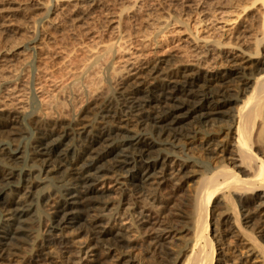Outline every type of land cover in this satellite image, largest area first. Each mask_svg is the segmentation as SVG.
<instances>
[{"label": "rangeland", "instance_id": "rangeland-1", "mask_svg": "<svg viewBox=\"0 0 264 264\" xmlns=\"http://www.w3.org/2000/svg\"><path fill=\"white\" fill-rule=\"evenodd\" d=\"M107 1L0 0V152L2 149L13 152L15 148L19 149V154L11 155L9 160H5L0 153V169L13 167L16 175L15 179H11L10 182L18 186L23 184L21 177L18 176L19 171L23 169H33L35 177L41 179L46 177L44 183H37L32 189L33 195L30 202L33 201L35 211L27 218L28 224L16 226L22 227L25 232L20 237L18 236V240L11 243L9 254L8 252L0 254V264H124L125 261H130L129 264H184L194 244L195 191L203 178V172L220 170L221 163V165L228 164L232 168L240 164L235 162L238 160L235 149L236 128L232 119L225 116L216 118L217 122L214 123L215 120L210 122V126L199 124L200 127L191 123L185 127L190 129L189 139L180 137L175 143L157 146L164 164L162 162L159 164L158 172L145 184L141 194L133 190L130 185L131 177L136 175V168L126 167L124 171L117 173L113 169L112 162L99 163L98 168L91 170L89 175L94 174L93 177H98L94 182L95 196L102 205L99 206L98 211H92L90 217H87L89 223H82L86 226H84V231L73 234L71 230L66 232L69 240H73L68 245L69 253L57 247L60 246L61 240L59 239L63 236L61 237L60 233L51 235L47 231L53 223V207L56 206V199H58L56 191L59 192L60 189L56 185L55 177L59 175L54 173L47 175L41 173V175L39 171L42 167L32 161V146L38 137L43 133L51 134L53 138L49 141L51 144L48 145L59 146L62 142L66 143L59 136L60 132L74 128L75 136H72L74 141L71 140L72 144L77 143L85 149L90 144L87 142L90 141V135L93 136L98 131L97 129L102 127L105 131L114 130L115 135L110 144L120 146L131 137H136L140 127L133 122L131 123L134 124L133 127L131 124H124V129L116 128V130V123H111L113 118H102L98 112L106 101L116 103L123 87L125 90L128 84L132 85L136 81L143 85L147 84L146 86L149 87H162L163 84L170 82V79L173 81L177 79L185 69L187 73H190V79L200 77L202 74L203 79L208 81L214 75H227L229 71L240 68L238 70L240 74L237 76L239 79L227 85L228 89L230 88L229 91L231 93L235 91L234 94H236L243 87L242 77L245 78V73H250L252 66L258 64L259 60H263L264 56L262 55L264 51H261L259 55L253 54L254 42L263 38L262 31L258 28L263 22L259 20L261 19L260 12H264V8H261L263 4L261 1L252 5L246 12L242 11L241 6L244 0ZM207 2L210 5L213 2L215 4L210 6ZM227 2L230 5L223 6V4H229ZM205 5L213 9L209 7V10ZM214 9L218 10L211 11ZM161 31L165 36H160ZM195 33L199 34V37ZM203 37L207 39L204 40ZM196 38H199V42ZM217 38L221 43L226 42L227 44L221 47L215 46L214 42L218 41ZM262 44L261 49L264 46ZM111 45L113 54H110L112 58L110 56L108 58L109 63L105 62L102 66H97L102 74V76L100 74L97 76L101 84L91 92L86 84H83L81 89L79 86L82 84L76 81L77 78L82 77L81 73L84 68L81 67L93 64L98 59L97 57L106 53ZM228 57L237 60V65L227 63ZM80 63L81 66H78ZM151 69H157L155 75L150 74ZM83 79L91 81L86 76ZM202 83L206 82H201V85ZM55 96L60 100L56 101ZM239 97L242 99L244 96ZM110 114L116 116L118 111ZM6 115L16 118L17 124L14 126L17 129L20 127L16 135H11L12 130L1 128L2 120ZM80 124L85 126L84 131L87 133H82L83 128ZM261 124H264V120H261ZM230 125L233 126L230 128ZM42 126L44 128L41 129ZM228 131L230 132L227 135ZM141 133L149 139H157L144 130ZM259 139L261 141L258 142ZM253 143L254 152L259 158H264V135L263 139L262 137L256 138ZM95 148L97 152L103 149L100 146ZM125 152L128 156L133 153L129 149ZM84 164L85 167L86 165L91 166L93 160L80 163L78 169L84 168ZM235 170L240 172L238 168ZM241 172L244 177L246 174L244 175L242 169ZM35 180L40 181L39 178ZM83 187L82 185H70L67 189L77 191V189L82 190ZM260 194L261 198L253 203L249 202L246 194L235 195L233 203H226L221 198L218 203H211L212 211L209 212L211 223L207 238L213 240L212 247L215 249L212 264H264V256L258 248L261 246V241L264 242L258 233V230L261 232L264 229L259 215L255 217V220H260L261 224L259 225L257 221L255 224L253 221V224H248V226L244 222L240 223L241 216L240 218L236 216L238 212L244 214L248 208L256 209L255 212H257L260 203L264 205V193L260 192ZM45 197L48 201L44 202ZM232 204H234L233 207ZM191 206H194L192 207L194 210ZM237 209L239 211L235 212ZM93 220H99L101 225L97 229L99 231L120 233L122 236L119 237V242L117 244L112 242L109 245L99 241L100 239L97 240L98 236L94 232H89L91 229H87ZM254 227L255 230L252 233ZM45 246L51 248L46 249ZM39 250L45 252L42 253V258L39 257L41 255Z\"/></svg>", "mask_w": 264, "mask_h": 264}, {"label": "bare ground", "instance_id": "bare-ground-1", "mask_svg": "<svg viewBox=\"0 0 264 264\" xmlns=\"http://www.w3.org/2000/svg\"><path fill=\"white\" fill-rule=\"evenodd\" d=\"M227 1H231V0H227ZM259 1H261L263 3L261 8H264L263 7L264 0H248V1L244 0L241 4V6L243 8L242 11L246 12V10L248 8H250L252 5H255ZM214 2H213V4L210 2L211 5H214L215 4ZM240 2H238V3H240ZM110 3L111 2H109V4ZM198 3H199V1H198ZM227 3H229V2H227ZM207 4L210 5L209 2H207ZM102 5H104V4H102ZM184 5H186V4H184ZM224 5H230V3L229 4H223V6ZM174 6H176V5H174ZM205 6H207V5H205ZM217 6H218V2H217ZM223 6H222V8H224ZM209 7L207 9H209ZM213 7L215 8V6H213ZM210 8H212V7H210ZM239 8H240V6H239ZM119 9H121V7ZM128 9H126V10H128ZM215 10H218V9H214L211 11H215ZM128 11H130V10H128ZM183 11H184V9H183ZM197 12H199V11L197 10ZM261 12H260L261 19L259 18V20H263V22L261 21L262 25H259L258 28H260V31H262L263 38L258 39V40H256V42H254V44H255V45H253V46H255L254 50H253L254 55H259L261 51H264V46L262 49L260 48L261 44L264 43V12L263 11H261ZM127 14H128V12H127ZM186 16H188V15H186ZM253 17H255V16H253ZM72 21H73V19H72ZM252 21H253V19H252ZM183 22H184V20H183ZM254 22L258 23L257 21H254ZM66 24H67V21H66ZM154 24H156V23H154ZM252 24H253V22H252ZM73 26H77V25H73ZM251 27H253V26H251ZM73 29L74 28L72 27V31H73ZM258 30H257V32H258ZM161 33L162 34L160 36L164 35L162 31H161ZM209 34H210V32H209ZM259 34H261V32ZM259 34H257V35H259ZM203 39L206 40L207 38L205 39L203 37ZM218 39L219 38H217V40ZM198 40H199V38H196L197 42H199ZM208 40H210L209 37H208ZM68 41H70V40H68ZM15 43H17V42H15ZM214 43L216 44L215 46L218 45L220 47L222 45L227 44L226 42L221 43L220 40L215 41ZM229 43L231 44V42H229ZM262 45H264V44H262ZM229 46L232 47V45H229ZM116 47L117 46H115V48ZM242 49H243V47H242ZM104 50H106V49L104 48ZM104 50H103V52H104ZM112 51H113V46L111 45V47H109L107 49V52L104 53L101 57H97L98 59H96L93 64L84 65L83 67H81V68H84L83 72L82 73L80 72L82 74V77L77 78V80H76V81H79L78 83L82 84V85L79 84L80 85L79 87H81V89L83 88L82 87L83 84L84 85L86 84V86L88 87V89H90V92H91L92 89L96 88V86L98 87L101 84V80L99 81L98 77H97L100 74V72H99L100 70L97 66L100 67L105 62L109 63L108 58H109V56L110 57L112 56V55H110V54H113ZM219 53H222V52H219ZM205 55L210 57L208 54H205ZM262 55H264V54H262ZM188 56H187V58H188ZM216 57H220V56L216 55ZM225 57H227V56H225ZM63 59H65V58H63ZM236 59H238V57ZM233 60H234L233 58L231 59L230 57H228L226 59V62L227 63L229 62L230 64L234 63L237 65V63H238L237 60L236 61L235 60L233 61ZM215 61H216V59H215ZM240 61L244 62L246 60H240ZM81 62L83 65V61H81ZM217 63H219V62H217ZM222 63H223V61H222ZM252 63H255V62H252ZM113 65H115V64H113ZM78 66H81V63ZM228 66L229 65H227V67ZM232 66H235V65H232ZM239 67H240V65H239ZM242 68L246 69L248 67H242ZM38 69H40V68H38ZM79 70H80V68H79ZM238 70H240V68L235 69L233 71H229L227 73V75H220V74L214 75L212 78L210 77L211 79H209L207 81V80L203 79V76L201 73L200 74L202 77L199 75L200 77L190 79V75H189L190 73H187V71L185 69V71L183 70V72L180 73L179 76L177 75L178 76L177 79H175L174 81L170 79V82L166 83L165 85L163 84L162 87H149V86H146L147 84L143 85L141 82L138 83L137 81L135 83H132V85L128 84V87L125 90H124L125 87H123L120 90L122 92L119 93L118 100L116 101V103L114 102L116 105L112 101H106V103H104L103 105L100 104L102 106L99 108V112L97 111L100 114V117H102V118H104V117L105 118H113L111 120V123L112 124L116 123L115 129L116 128L118 130L124 129V126H123L124 124L130 125L133 122L136 123L135 125H137V127H140V130L138 131L139 133H136V135H135L136 137H133V138L131 137L130 139H128L125 143H123L120 146L110 144V141L113 140L114 135H115L113 133L114 130L112 129V131L111 130L105 131L104 130L105 128H102V127L101 128L96 127V128H98L97 129L98 131H96L95 134L93 133L94 134L93 136L90 135L91 136V138H89L90 141H87L90 144L88 143L89 145L87 144L88 147L87 148L85 147V149L83 148V146L81 148V146H79L77 143L72 144V141H73L72 136H75L74 135V128L73 129H64L62 132H60L61 134L59 136L61 138H63V141H65L66 143L62 142V143H60L59 146L58 145L55 146V144L53 146H49L51 144V143L49 144V141L53 138V136L51 134L48 135V133L47 134L43 133L40 137H38L35 140L34 145L32 146V152H31L32 161L35 164H38L40 167H42V169L39 171L40 174L43 173V175H45V174L47 175L48 173H54L56 175H59V177L58 176H57V178L55 177V179H57L56 185H58L59 186L58 188H60L59 192L56 191V196L58 197L59 200L56 199V202H57L56 206L53 207L54 208L53 215H52L53 216V223H52V226L50 227V229L47 231L51 235L56 234V233H60L59 235H61V237L63 236L61 239H59V240H61L59 242L60 246H57V244L55 246L61 247V249H65L64 252L69 253L70 250H69L68 245L73 240L72 241L69 240L66 232L68 230H71V232L73 234L76 232L84 231L85 230L84 229L85 224H82V223H85V222L89 223L88 222L89 220L87 221V217H90V213L92 211H98L99 206L102 205V203H100L98 201V198L95 196L96 190H95L94 182L97 181L98 177H93L94 174H93V176L89 175L91 170H93V169L96 170L98 168L97 165L99 163L103 164V162L104 163L112 162L113 169L115 171H117V173L124 171V169L126 167L136 168L137 169L136 175H133V177H131V184L130 185L133 187V190H135L138 194L139 193L141 194L143 191V188L145 187V184H147L156 175V173L158 172L157 168H158L159 164L162 162L163 158L161 157V154H160L159 150L157 149V146L161 147L164 145L167 146L169 144L175 143V141H178V139L180 137L185 138V139H189L190 129H188L189 127H187V128H185V127L189 126V124H191V123L192 124L194 123L197 125L203 124L202 126L208 124L210 126V124H209L210 122H213L216 118H219L220 116L221 117L225 116L227 118L232 119V122H234L233 125L236 128L235 149L237 151L238 160H236L235 162H238L240 164L238 166H235L234 168H232L228 164L224 165V163H223V165H221L222 164L221 163L220 167H219L220 170L214 169V171L212 170V171H204L203 172V178H201L202 179L201 181L199 180L200 181L199 186H196V188L198 187L197 191H195L196 196L194 195L195 196V208H194L195 210L192 208L194 206H191V208L195 211V215H194L195 216V219H194V221H195L194 244L192 246L190 256L187 258L186 262L184 263V264H212V262L214 261V257H215V249L212 247L213 240L209 239V237L207 238L209 231H210V223H211V222H209V212L211 210L210 209L211 203L212 202H215V204L218 203L220 198L222 200H225L226 203H228V202L233 203L235 195H240V194L248 195L249 202L253 203L257 199L261 198L260 192L264 193V158H261V157L259 158L253 149V145H254L253 141H255L256 138L258 139L259 137L260 138L262 137V139H263V135H264V130L262 131V129L264 128L263 127L264 124H261V120H264V56H263V60L262 59L259 60L258 64H255L254 67L252 66L251 71L248 69L250 71V73H245L246 77L245 78L242 77V81L244 83H242L243 84L242 89L239 88V89H241V91L239 92L238 90H236V92L237 91L238 92L236 94H234L235 91L233 92L231 90L233 92V93H231L229 91L230 88L228 89L227 85L230 82H232L233 80L239 79V77H237V76H238V74H240L239 73L240 71H238ZM66 71L68 72V70H66ZM156 72H157V69L156 70L155 69L150 70L151 75H153V74L155 75ZM39 75H40V73H39ZM100 75L102 76V74H100ZM84 76H86V78H88V79H90L91 76H93L94 79L92 77V80L90 79L91 81H85L84 80L85 78L83 79ZM113 76H114V74H113ZM249 76H250V78H249ZM204 78H205V76H204ZM44 81H45V79H44ZM204 81L206 83L205 84L202 83L203 85H201V82H204ZM81 82H83V83H81ZM233 83H235V82H233ZM240 84H241V82H240ZM75 86H77V85H75ZM92 93H94V92H92ZM237 94L238 95L240 94L239 96L242 95L244 97L241 99V97H239ZM55 98H56V96H55ZM58 100H60V99L56 98V101H58ZM109 100H111V99H109ZM56 101H55V103H56ZM115 111L116 112L118 111V114L116 116H112L111 114L109 115V113H113ZM39 112H41V111H39ZM98 113H97V115H98ZM223 118H221V119L223 120ZM108 120H106V121H108ZM228 121H227V124H228ZM216 122L217 121L215 120L214 123H216ZM218 122L220 123V121H218ZM222 122H221V124H222ZM36 123H37V121H36ZM15 124H17L16 118L6 115V117H4V119L2 120L1 128L4 127L6 129L12 130L13 131L12 134L11 133H9V134L16 135L17 134L16 132H18L17 130L20 127L17 129L16 126H14ZM18 125H19V123H18ZM131 125H132L131 127H133L134 124H131ZM211 125H213V123H211ZM218 125H216V126H218ZM233 125H230V128ZM81 126L83 128V130L81 128L82 133L83 132L87 133V131H84L85 126L84 125H81ZM199 126L201 127V125H199ZM69 127H67V128H69ZM261 127H262V129H261ZM42 128H44V126H42L41 129ZM235 128H234V131H235ZM143 130H144V132L146 131L147 134H150V135L152 134V136L154 135L155 138L157 137V139L153 140V139L147 138L145 134L141 133V131H143ZM230 131L227 132V135ZM7 133H8V131H7ZM115 133H116V131H115ZM56 138H57V136H56ZM259 141H261V139H259L258 142ZM97 146H100L103 148L101 152H97V149L95 148ZM127 149H129V151L132 150L133 153L131 154V156L126 155L125 151ZM18 150H19L18 147L15 148L14 152L6 150V149H2L0 153L2 156L5 157V160H9L11 155H18L19 154ZM93 155H95V156H93ZM91 159L93 160V164L91 166L87 167V165H86V167H85V164H84V168L82 167L83 169L82 168L78 169V166L80 165V163H85V161L91 160ZM234 165H236V164H234ZM231 166H233V164ZM8 167L5 169H2V168L0 169V220H1V223H0V254H3L4 252H8L12 247L11 243L14 240H18V238L21 236V234L23 232H25L22 227L19 228L16 226L28 224L27 222L29 220L27 221V218L29 217V215L33 214L35 211V207L32 204L33 199L31 200L32 202H30V199L33 195L32 189L35 188V185L37 183H40V182L44 183L45 179H46V177L43 179H41L40 177H37V176L35 177L33 169H23L20 171L18 170L19 171L18 176L21 177L23 184L21 186L14 185V184H12V182H10V180L13 178L15 179L16 174L14 172V169H12L13 167L12 168H10V167L8 168ZM181 167H183V166H181ZM237 168L240 169V172L238 170H235ZM241 169H242V171H244L243 172L244 175L246 174L244 177L241 174L242 173ZM100 171H103V170H100ZM35 178H39L40 181L35 180ZM70 185H79V186L82 185L84 187L82 190L77 189V191L76 190L73 191V190L67 189V187ZM196 185H197V183H196ZM58 188H57V190H58ZM45 201H48L47 198H46V200L44 199V202ZM233 205L234 204H232V207H233ZM252 210H253L252 208H248L244 214L239 213L238 209L235 210V212L236 211L238 212V213H236V216H238V218H240V216H241L242 221H240V223L244 222L248 226V224H253V221H255V224H256L257 220H255V217L257 215H259V217H260L259 219L261 220L262 227L264 228V205L260 203V205L257 208V212H255L256 209H254L253 211ZM193 214H190V215L193 216ZM256 219H258V217ZM259 221H257V222H259ZM191 222L193 223V221H191ZM261 223L259 222V225ZM238 225H239V223H238ZM100 227H101V225L99 224V220H93L90 222L89 227L87 229H91L89 232H94L98 236L97 240L100 239L99 241H101L103 243L105 242V243L110 245V243H112V242L113 243L116 242V244H117V242H119L118 239L120 236H122L120 233L115 232V231H112V232L109 231L108 232V231L97 230ZM253 230H255V227H254V229H252V233H253ZM258 231H259L258 233H260V236H262V238L264 240V229L261 230V232H260V230H258ZM254 233H256V231ZM250 238L253 239L252 236H250ZM120 240H122V238ZM253 243H255V242H253ZM262 245L264 246L263 241H261V246H259L258 248H260V251L262 252V254L264 256V247ZM111 246H112V244H111ZM45 247H46V249L51 248L50 246L49 247L45 246ZM115 247H116V245H115ZM119 249H121L120 246H119ZM39 251H41V250H39ZM43 251L44 250L41 251V255L39 257L43 256L42 253H45ZM51 251H55V250H51ZM8 254H9V252H8ZM46 254L48 255V252ZM62 255H63V253H62ZM66 255H68V254H66ZM129 262L125 261L124 264H129Z\"/></svg>", "mask_w": 264, "mask_h": 264}]
</instances>
